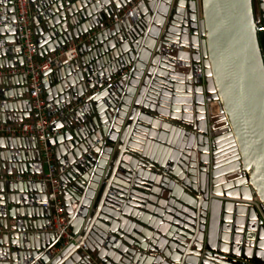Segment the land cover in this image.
<instances>
[{
    "label": "water",
    "instance_id": "obj_1",
    "mask_svg": "<svg viewBox=\"0 0 264 264\" xmlns=\"http://www.w3.org/2000/svg\"><path fill=\"white\" fill-rule=\"evenodd\" d=\"M125 1L28 0L36 55ZM198 1L199 17L194 0H137L42 73L58 196L81 238L53 251L45 186L0 179V264H264L244 200L264 215V0ZM13 19L0 0V68L23 63ZM27 90L24 73L0 75V123L34 118ZM41 164L35 139L0 134V174Z\"/></svg>",
    "mask_w": 264,
    "mask_h": 264
},
{
    "label": "built area",
    "instance_id": "obj_2",
    "mask_svg": "<svg viewBox=\"0 0 264 264\" xmlns=\"http://www.w3.org/2000/svg\"><path fill=\"white\" fill-rule=\"evenodd\" d=\"M194 1L196 16L199 17L201 15L200 2L198 0ZM136 2L137 0H126L124 4L116 6L107 18L100 19L94 26L86 29L74 40L67 42L63 47H59L41 57L36 55L28 0H12L14 19L2 23L4 29H7L9 23L17 34L23 63L19 66L0 68V75L13 73H24L26 75L28 86L27 97L31 103L32 109L35 111V116L32 120L25 119L19 124L0 123V134H19L25 135L30 139H35L40 151L42 172L0 174V179L38 180L40 184L45 186L46 199L42 201L40 205L50 208V224L48 229L56 236L55 243L52 246L53 251L60 250L69 242L77 243L81 235L78 231L73 234L70 233V229L67 225V216L64 213L63 205L58 196V175L65 170V165L55 163L51 145L47 142V139L58 133L59 129L49 128L50 123L55 120L57 115L55 113H49L52 104L49 100H46L43 95L42 81L44 75L42 73L57 64L68 63L76 56L77 45L87 40L92 34L127 13L133 15L136 9ZM193 74L196 78L203 77L201 64L199 68L194 67ZM85 97V94L80 95L78 99L70 102L65 107V110L67 111L74 108L79 109ZM108 108L112 111L111 106ZM244 200L250 202L255 207L264 222V215L259 207V200L256 195H252L250 199ZM98 264L102 263L98 262Z\"/></svg>",
    "mask_w": 264,
    "mask_h": 264
},
{
    "label": "crops",
    "instance_id": "obj_3",
    "mask_svg": "<svg viewBox=\"0 0 264 264\" xmlns=\"http://www.w3.org/2000/svg\"><path fill=\"white\" fill-rule=\"evenodd\" d=\"M12 84V83H11Z\"/></svg>",
    "mask_w": 264,
    "mask_h": 264
}]
</instances>
